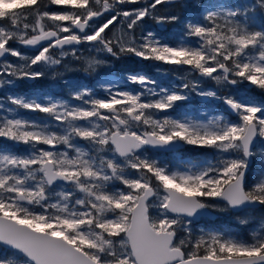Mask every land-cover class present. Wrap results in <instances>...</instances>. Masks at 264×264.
<instances>
[{
    "label": "snow or ice",
    "instance_id": "6c2138e0",
    "mask_svg": "<svg viewBox=\"0 0 264 264\" xmlns=\"http://www.w3.org/2000/svg\"><path fill=\"white\" fill-rule=\"evenodd\" d=\"M175 3L0 0V78L6 77L0 88L59 75L55 66L69 55L80 59L82 44L189 74L168 88L128 73L124 79L139 91L113 83L101 85L106 95L98 97L76 89V104L20 93L0 100V138L12 142L11 149L0 148V264H264V219L248 240L192 229L194 219L210 212L264 207V168L255 182L248 179L253 158L264 165V147L258 148L264 146V104L202 87L211 80L218 89L247 83L264 90V0L258 28L247 7L196 0L191 7L199 12L185 19L175 45L153 31L136 35L146 18L180 22L158 14V6ZM128 4L139 6L123 7ZM117 23L119 35L109 37L106 30ZM13 44L39 46L38 54L27 56ZM106 63L93 57L85 70ZM192 94L222 102L224 113L168 114ZM183 145L211 149L212 159L173 168L151 155Z\"/></svg>",
    "mask_w": 264,
    "mask_h": 264
},
{
    "label": "rangeland",
    "instance_id": "374dc122",
    "mask_svg": "<svg viewBox=\"0 0 264 264\" xmlns=\"http://www.w3.org/2000/svg\"><path fill=\"white\" fill-rule=\"evenodd\" d=\"M196 2V1H195ZM193 2V3H195ZM201 3H222L228 6H240L251 9L250 15H254L256 19V27L258 28L261 23V16L259 14V0H199ZM193 3L187 4L185 2L180 3L181 13H179L180 22L168 23V24H157L153 20L148 18L142 23L141 27L136 30V35L140 36L142 32L147 31L155 32L164 42L175 45L180 39L184 32V21L188 17H195L199 12V9L191 7ZM139 5H125L123 7L131 9L138 7ZM59 7V6H58ZM159 15H174V11L170 5L158 6ZM107 15V14H106ZM103 18H101L102 20ZM171 24H174L171 26ZM111 31L106 30L107 35L112 37L115 33L119 35L121 24L117 23L115 27L110 26ZM13 47L18 48L22 53L27 56H34L38 54L28 50L26 46L13 44ZM54 52L57 50H53ZM78 56L80 59H76L71 55L64 58L63 64L55 66V72H48V74L36 80L34 84H29L26 80L16 82L15 87H3L0 88V100L4 99L7 95L13 93L26 94L29 96H53L57 99L69 101L73 104L78 103L72 98V93L76 89H92L96 96L104 97L105 91L100 87L101 85L118 84L122 89L129 91H139L140 86L128 83L124 77L128 73H138L146 75L151 79L157 81L158 86L176 88L183 83L182 77L189 75L178 70H175V66L165 65L162 62L144 61L135 56H127L120 58L117 61L109 56L107 53L97 52L92 49L91 45L84 44L82 48L78 49ZM97 58L107 61L106 64L98 67L96 71H86V60L90 58ZM12 63H19L18 58L11 57L8 59ZM118 62V64H117ZM47 71V70H46ZM6 77H2L3 79ZM239 86V85H238ZM240 87L232 88L229 86L228 89H218V86L214 81L206 80L202 87L207 90H218L220 95H232L236 99L250 98L255 103L264 104V90H260L256 86L252 90H247V83L240 84ZM226 107L219 101H202L198 96L192 94L191 101L186 105L177 108L169 115L174 118H180L183 115L204 119L205 116L223 114ZM22 115L30 118L40 119L44 114L41 113H22ZM83 143V142H81ZM12 148V142L6 141L0 138V148ZM23 145L17 146V151L24 150ZM264 147V146H258ZM151 155L159 160L163 164H167L170 167L181 166L183 162H202L205 160L212 159V150L205 148H198L195 146L186 145V149L181 153L175 154H158L151 153ZM254 164L251 167L248 179L255 182L259 178V173L264 165L260 163L259 157H255ZM218 215L219 223L215 224L209 220L201 221L199 224H192L193 232L196 235L201 234V230L204 232H221L224 234H230L235 237H239L245 240L250 239V233L257 228V225L261 219H264V207L258 210H245L241 213L234 214L232 212H213ZM254 217L255 219L247 225H241L239 223L240 218ZM215 224L216 228L212 227ZM209 226V227H208Z\"/></svg>",
    "mask_w": 264,
    "mask_h": 264
},
{
    "label": "water",
    "instance_id": "95a60500",
    "mask_svg": "<svg viewBox=\"0 0 264 264\" xmlns=\"http://www.w3.org/2000/svg\"><path fill=\"white\" fill-rule=\"evenodd\" d=\"M196 0H176V3H182V2H185V3H187V4H190V3H193V2H195ZM175 3V4H176ZM91 23V22H90ZM86 31H87V28H86ZM82 46H83V44L82 45H79V46H77V48L78 49H80V48H82ZM27 47V49H29V50H31V51H33V52H37L36 51V48H38L39 46H26ZM10 58V56L8 57V59ZM29 84H34L35 82H36V80H26ZM238 86V85H237ZM236 86V87H237ZM236 87H234V88H236ZM233 88V87H232ZM247 88V90H252L253 88H254V86H252V85H250V86H247L246 87ZM226 107V106H225ZM233 119H235V117L233 116ZM186 149V145H183V146H181L177 151H174V152H165V151H155V153H158V154H161V153H163V154H175V153H181V152H183L184 150ZM253 164H254V159H253V161H252V163L250 164V167H249V173H250V170H251V167L253 166ZM249 173H248V175H249ZM260 208H262V207H256L255 209H250V210H258V209H260ZM246 210H249V209H246ZM243 211H245V210H242V211H239V212H232V213H234V214H238V213H241V212H243ZM218 215H216L215 213H213V212H210V214H208V215H205V216H201V217H199V218H197V219H194L193 220V222H195V223H199V222H201V221H203V220H209V221H216V220H218Z\"/></svg>",
    "mask_w": 264,
    "mask_h": 264
},
{
    "label": "trees",
    "instance_id": "16d2710c",
    "mask_svg": "<svg viewBox=\"0 0 264 264\" xmlns=\"http://www.w3.org/2000/svg\"><path fill=\"white\" fill-rule=\"evenodd\" d=\"M204 4H206V3H204ZM171 7H172V9H173V11H174V15H179V13H181V6H180V3H176V4H173V5H170ZM60 7V6H59ZM58 8V6H52V9H57ZM174 24H171V26H173ZM125 57H127V56H125ZM121 58H124V57H121ZM114 59V61H117L118 59H115V58H113ZM117 64H118V62H117Z\"/></svg>",
    "mask_w": 264,
    "mask_h": 264
},
{
    "label": "flooded vegetation",
    "instance_id": "af4514ba",
    "mask_svg": "<svg viewBox=\"0 0 264 264\" xmlns=\"http://www.w3.org/2000/svg\"><path fill=\"white\" fill-rule=\"evenodd\" d=\"M83 45H84V44H83ZM82 47H83V46H82ZM28 50H29V49H28ZM237 87H240V88H241L242 86L239 85V86H237ZM203 221H204V220H203ZM210 222H212V221H210ZM219 222H220V220L218 219V220H216V221H213L212 223L217 224V223H219ZM194 223H195V222H194ZM199 223H200V222H199ZM199 223H198V224H199ZM215 224H213V225H214V226L212 227L213 229L216 228ZM208 227H209V226H208Z\"/></svg>",
    "mask_w": 264,
    "mask_h": 264
}]
</instances>
